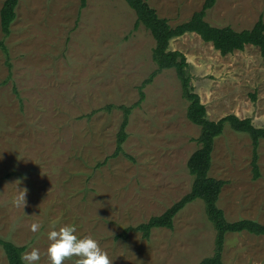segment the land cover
<instances>
[{
  "label": "rangeland",
  "instance_id": "1",
  "mask_svg": "<svg viewBox=\"0 0 264 264\" xmlns=\"http://www.w3.org/2000/svg\"><path fill=\"white\" fill-rule=\"evenodd\" d=\"M5 0H0V11ZM175 26L205 0H147ZM19 0L8 37L9 69L0 48V236L33 247L49 264L48 233L69 224L92 237L113 264H199L215 249L216 230L201 198L150 237L127 227L164 213L192 189L188 160L201 127L187 117L175 69L147 84L127 127L123 152L112 155L123 121L121 105L139 101L140 87L157 68L155 39L125 0ZM264 19V0H217L206 19L215 26L252 28ZM185 53L192 84L208 118L250 117L264 126V57L258 47L222 55L196 33L173 38ZM256 96L254 99L253 96ZM260 176L254 177L249 134L229 124L215 140L210 175L227 180L218 205L229 221L264 223V138ZM27 190L26 207L13 206ZM40 225L33 233L31 226ZM227 264H264V235L226 234ZM0 264H9L0 246ZM65 264H76V258Z\"/></svg>",
  "mask_w": 264,
  "mask_h": 264
},
{
  "label": "trees",
  "instance_id": "2",
  "mask_svg": "<svg viewBox=\"0 0 264 264\" xmlns=\"http://www.w3.org/2000/svg\"><path fill=\"white\" fill-rule=\"evenodd\" d=\"M125 1L136 12L137 19L134 28L138 29L143 25L155 39L153 60L157 64V68L142 83L139 101L133 105L120 106L124 112V117L117 135L116 149L101 164L106 163L110 157H118L123 152V145L128 138L127 127L130 115L133 109L140 105L145 98L143 88L165 69H175L181 81L182 95L189 102L187 117L191 122L201 127V133L197 138L199 147L188 160L189 171L194 177L191 191L164 213L154 215L147 222L135 227L125 228L116 238H128L131 230L142 232L145 238H149L154 228L164 227L172 229L177 213L188 203L201 198L205 202L208 218L215 227L216 237L214 253L205 257L199 264H227L223 259L226 234L228 232L248 231L256 235H264V223L251 218L229 221L223 208L218 205V200L224 186L227 184V180L210 175L215 140L223 133L226 124H229L237 132L249 134L253 143L252 167L254 177L258 178L260 176L258 148L260 139L264 138V126H256L250 117L241 118L236 114H228L218 120L208 118L207 107L192 84V76L188 70L190 63L185 53L177 49H170V42L173 38L191 32L198 34L205 42L212 43L222 55L244 50L247 46L253 45L258 47L264 57V19L260 18L250 29L236 30L230 25L215 26L206 17L209 10L217 3V0H205L202 8L195 11L190 19L173 26L169 19L160 16L157 9L151 6L147 0ZM87 2L88 0H81V9L87 6ZM18 3L19 0H5L1 8V25L5 37H8L12 32L11 26L17 17L16 9ZM0 48L5 54L6 64L11 70L10 52L4 39L0 41ZM253 97L256 99L255 95ZM0 246L6 254L9 264H22L20 256L26 251V245H18L0 236Z\"/></svg>",
  "mask_w": 264,
  "mask_h": 264
},
{
  "label": "clouds",
  "instance_id": "3",
  "mask_svg": "<svg viewBox=\"0 0 264 264\" xmlns=\"http://www.w3.org/2000/svg\"><path fill=\"white\" fill-rule=\"evenodd\" d=\"M27 190L18 192L13 199L14 207H26ZM40 225L33 224L31 231L36 233ZM77 226L69 224L61 227L58 231L53 230L48 233V240L51 242L47 248L49 264H65L66 261L76 258V264H113V260L108 253L103 250L98 241L92 237H78ZM41 254L35 247L31 251L21 254L22 264H39Z\"/></svg>",
  "mask_w": 264,
  "mask_h": 264
}]
</instances>
